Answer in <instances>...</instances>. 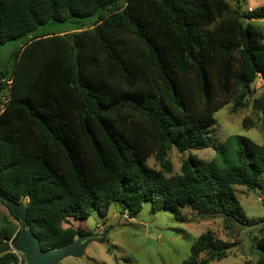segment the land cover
<instances>
[{
	"label": "trees",
	"instance_id": "1",
	"mask_svg": "<svg viewBox=\"0 0 264 264\" xmlns=\"http://www.w3.org/2000/svg\"><path fill=\"white\" fill-rule=\"evenodd\" d=\"M263 17L264 3L240 10L237 0H0V45L20 41L0 65V86L11 79L0 112V193L23 203L40 249L83 233L62 226L67 217L84 219L91 209L104 216L112 202L131 216L148 200L178 221L188 220L186 207L197 218L220 217L230 232L264 217L248 218L233 189L264 174L263 143L235 134L234 163L220 142L213 159L188 151L209 144L212 113L232 90L233 110L255 78L264 82L263 31L252 22ZM48 22L70 26L36 31ZM253 105L264 138V99ZM171 146L186 151L178 172L146 163ZM4 204L17 224L1 225L0 241L20 229ZM246 235L264 264V224ZM232 236L206 228L179 264L223 257L240 241ZM16 258L4 251L0 264Z\"/></svg>",
	"mask_w": 264,
	"mask_h": 264
},
{
	"label": "rangeland",
	"instance_id": "2",
	"mask_svg": "<svg viewBox=\"0 0 264 264\" xmlns=\"http://www.w3.org/2000/svg\"><path fill=\"white\" fill-rule=\"evenodd\" d=\"M228 1L234 4V0ZM237 2L240 10H246L251 8L250 5L264 3V0ZM252 22L263 31L264 39V20L259 18ZM69 26L68 22H48L38 25L36 31H60ZM19 43V39H12L0 45V65L5 63L8 52ZM216 96L219 97L217 92ZM235 97V91L232 90L228 101L213 111L215 121L208 133L209 144L202 148H189L188 151L204 160L213 159L215 151L212 144L220 142L226 162L234 163L235 134L248 136L254 142L264 144L260 125L261 112L253 105L254 98L264 99V82L260 78H255L245 97V105L232 110ZM185 153L186 151H178L173 146L155 150L146 157V163L159 169L164 175H169L178 172L180 158ZM165 162L169 164L168 169L165 168ZM233 189L248 218L253 220L264 216L263 173L253 186L233 184ZM182 211L187 221L176 220L173 213L166 208L151 210L149 201L144 200L140 209L131 216L125 211L122 212L117 203L112 202L104 216L91 209L84 219L67 217L62 226H77L82 232H95L98 239L90 237L80 254L65 255L55 264H179L186 258L189 246L196 235L206 228H209L216 237L232 240L233 233L224 226L220 217L197 218L186 207ZM7 221L17 224L5 204L0 201V226ZM238 246L239 243L234 242L223 257L213 259L208 264H244L245 255L238 251ZM17 251L23 256L19 250Z\"/></svg>",
	"mask_w": 264,
	"mask_h": 264
},
{
	"label": "water",
	"instance_id": "3",
	"mask_svg": "<svg viewBox=\"0 0 264 264\" xmlns=\"http://www.w3.org/2000/svg\"><path fill=\"white\" fill-rule=\"evenodd\" d=\"M0 199L7 204L10 211L17 217L20 229L11 240V245L19 250L24 256L25 264H55L65 255H78L82 252L89 238L98 239L95 232H84L76 235L71 241L53 249L42 250L36 235L31 231L25 216V206L22 202H16L0 193ZM264 224V217L239 226L233 223L231 231L240 237L238 251L250 259V264H256L258 254L248 246V237L246 232L250 229ZM10 245L5 239L0 241V253L9 250Z\"/></svg>",
	"mask_w": 264,
	"mask_h": 264
},
{
	"label": "built area",
	"instance_id": "4",
	"mask_svg": "<svg viewBox=\"0 0 264 264\" xmlns=\"http://www.w3.org/2000/svg\"><path fill=\"white\" fill-rule=\"evenodd\" d=\"M1 81H2V84L0 86V112L3 110L6 102L8 101L9 94L11 91V79H10V77L2 78ZM4 239L10 245L9 251L13 252L17 257L14 264H24L23 256L17 251L16 248H14L11 245L12 238L9 237V238H4Z\"/></svg>",
	"mask_w": 264,
	"mask_h": 264
},
{
	"label": "crops",
	"instance_id": "5",
	"mask_svg": "<svg viewBox=\"0 0 264 264\" xmlns=\"http://www.w3.org/2000/svg\"><path fill=\"white\" fill-rule=\"evenodd\" d=\"M238 1V0H237ZM234 2V1H233ZM239 4V3H238ZM255 6V5H254ZM250 7H253L252 5H250ZM260 20H264V17L263 18H260ZM109 207V206H108ZM108 210V208H107Z\"/></svg>",
	"mask_w": 264,
	"mask_h": 264
},
{
	"label": "flooded vegetation",
	"instance_id": "6",
	"mask_svg": "<svg viewBox=\"0 0 264 264\" xmlns=\"http://www.w3.org/2000/svg\"><path fill=\"white\" fill-rule=\"evenodd\" d=\"M84 233V232H83Z\"/></svg>",
	"mask_w": 264,
	"mask_h": 264
}]
</instances>
